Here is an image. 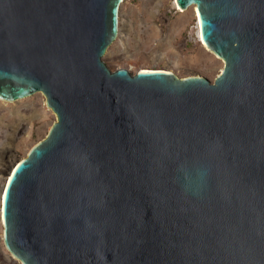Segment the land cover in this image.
Here are the masks:
<instances>
[{
    "label": "water",
    "instance_id": "95a60500",
    "mask_svg": "<svg viewBox=\"0 0 264 264\" xmlns=\"http://www.w3.org/2000/svg\"><path fill=\"white\" fill-rule=\"evenodd\" d=\"M124 0H0V100L57 121L11 171L4 243L23 264H264V0L196 8L211 82L112 71Z\"/></svg>",
    "mask_w": 264,
    "mask_h": 264
},
{
    "label": "rangeland",
    "instance_id": "374dc122",
    "mask_svg": "<svg viewBox=\"0 0 264 264\" xmlns=\"http://www.w3.org/2000/svg\"><path fill=\"white\" fill-rule=\"evenodd\" d=\"M197 23L195 8L180 10L175 0H124L117 39L103 61L112 71L164 70L179 78L200 75L214 82L224 61L200 40ZM56 121L40 92L15 102L0 100V199L14 166ZM0 264H22L5 247L1 208Z\"/></svg>",
    "mask_w": 264,
    "mask_h": 264
},
{
    "label": "bare ground",
    "instance_id": "6f19581e",
    "mask_svg": "<svg viewBox=\"0 0 264 264\" xmlns=\"http://www.w3.org/2000/svg\"><path fill=\"white\" fill-rule=\"evenodd\" d=\"M175 5L177 6V3H176V0H175ZM178 7V6H177ZM193 8H195L194 6H192ZM179 8V7H178ZM180 9V8H179ZM180 10H182V9H180ZM195 12H196V8H195ZM196 18H197V20H198V17H197V12H196ZM197 25H198V33H199V37H200V40L202 41V38H201V32H200V26H199V22L197 23ZM203 42V41H202ZM204 44V43H203ZM205 45V44H204ZM206 46V45H205ZM209 49V48H208ZM7 180V179H6ZM3 194V193H2ZM1 201H2V196H1V199H0ZM1 205V204H0ZM1 208V207H0ZM1 220H2V216H1ZM4 228V227H3ZM3 238H4V236H3ZM6 247V246H5ZM8 250V249H7ZM21 262V261H20ZM22 263V262H21ZM23 264V263H22Z\"/></svg>",
    "mask_w": 264,
    "mask_h": 264
}]
</instances>
